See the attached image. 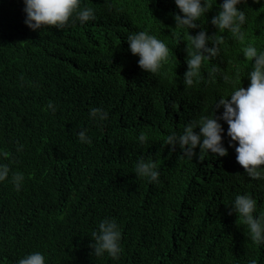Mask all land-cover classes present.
<instances>
[{
  "label": "trees",
  "instance_id": "trees-1",
  "mask_svg": "<svg viewBox=\"0 0 264 264\" xmlns=\"http://www.w3.org/2000/svg\"><path fill=\"white\" fill-rule=\"evenodd\" d=\"M222 2L198 21L209 36H223L220 54L187 87L189 30L176 28L182 14L174 0H82L95 9L94 21L40 31L25 25L23 0H0V158L24 177L19 190L0 182V264L35 251L47 264H264V245L251 241L230 208L241 194L264 208V180H251L237 163L227 124L220 121L225 157L197 148L188 159L163 143L229 98L224 74L250 84L244 45L211 24ZM239 8L248 16L244 43L264 48V0ZM138 31L170 49L159 74L142 70L129 50L127 37ZM93 107L108 119L92 120ZM84 129L90 144L79 142ZM141 156L155 160L159 182L136 176ZM105 218L120 226L119 259L92 254V233Z\"/></svg>",
  "mask_w": 264,
  "mask_h": 264
},
{
  "label": "clouds",
  "instance_id": "clouds-1",
  "mask_svg": "<svg viewBox=\"0 0 264 264\" xmlns=\"http://www.w3.org/2000/svg\"><path fill=\"white\" fill-rule=\"evenodd\" d=\"M261 3L262 0H253ZM175 5L182 14L174 16L176 28L189 30L188 41L191 51L187 53V71L184 73L183 82L187 87L198 83L201 69L205 62L220 54V45L223 36H209L201 28L198 21L211 11L212 4L217 0H174ZM247 0H223L219 4L217 15L211 19V24L218 32H227L232 39L244 45L241 48L245 61H251V69L246 73L250 84L247 88L241 84L242 80L224 74L225 82L233 85L229 98H220L211 116L203 115L198 119L185 124L180 132L173 131L164 138V145L172 151L181 150L182 157L188 159L199 152L215 154L216 158L228 155L224 146V127L220 121L227 124V137L230 138L228 147H235L236 161L245 170L251 180H264V48L258 47L255 41L244 43L247 32L248 16L246 10L239 6L246 4ZM25 25L32 31H40L44 26L63 29L69 23L79 22L81 26L96 19V11L92 7H82V0H23ZM201 28L195 35H190V30ZM130 52L138 56L139 67L149 74H159L164 64L170 59V49L166 43L148 31H138L127 37ZM218 72V68H213ZM240 86H236V84ZM48 109L55 113L56 106L49 102ZM222 112L219 116L217 111ZM108 112L103 108L93 107L89 117L96 122L108 119ZM198 129V131H197ZM79 142L90 144L91 137L87 130L77 133ZM140 144L148 141V136L141 132L137 137ZM17 152L23 151L19 145ZM3 155H7L4 153ZM134 172L137 177L146 178L151 182H159V172L155 160L151 157L145 159L141 156L135 164ZM11 180L19 190L24 177L12 172L9 164L0 158V182ZM231 211L246 226L249 238L254 244L264 245V208L258 207V201L250 194L236 195L232 202ZM94 243L90 245L92 254L102 257L107 254L112 259H119L123 248L121 244L122 232L115 219L105 218L98 224L97 231L92 233ZM17 264H47L45 255L40 251L31 252L20 258ZM251 264H255L252 261Z\"/></svg>",
  "mask_w": 264,
  "mask_h": 264
}]
</instances>
